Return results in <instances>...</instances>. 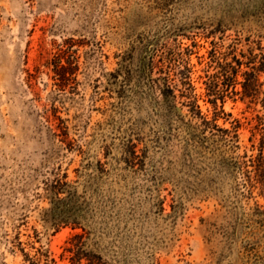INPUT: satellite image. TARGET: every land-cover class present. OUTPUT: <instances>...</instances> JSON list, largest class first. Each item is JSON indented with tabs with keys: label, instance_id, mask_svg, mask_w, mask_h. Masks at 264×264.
Listing matches in <instances>:
<instances>
[{
	"label": "rangeland",
	"instance_id": "374dc122",
	"mask_svg": "<svg viewBox=\"0 0 264 264\" xmlns=\"http://www.w3.org/2000/svg\"><path fill=\"white\" fill-rule=\"evenodd\" d=\"M262 144L264 0H0V264H264Z\"/></svg>",
	"mask_w": 264,
	"mask_h": 264
},
{
	"label": "trees",
	"instance_id": "16d2710c",
	"mask_svg": "<svg viewBox=\"0 0 264 264\" xmlns=\"http://www.w3.org/2000/svg\"><path fill=\"white\" fill-rule=\"evenodd\" d=\"M242 64L243 61L239 58H234V60L221 63V69L217 74L218 78L220 80H225L229 77L237 76L241 73V75H243L245 79L244 81H241L244 87V92L248 93V88L256 91L258 78L254 72L256 71L257 73L260 68L252 66V70L254 72H248L247 70L242 69ZM175 65L176 63L171 66H165L164 63L161 64L151 60V62L147 66L149 73L153 72L154 69H156V71L159 73L154 81L161 91V100L164 103H167L168 108L172 110L176 107L178 98H184L182 104L188 106L189 114L192 117L187 121V123L198 128L200 133L203 134L205 138H211L213 141H222L224 145L233 147V138H231L232 136L230 135V131L228 129L221 128L216 123V118H211L208 116V114L203 112L199 103V95L193 91V86L191 84V68L185 65L184 68H180L178 71ZM251 74L253 75V77H250ZM61 79H65V75H63ZM220 80L219 83H216V85H214L215 91L217 93H219L221 90L219 88ZM178 81H180L181 88H177ZM176 89L180 90L179 94L176 93ZM252 93L254 94L255 92ZM195 119H197V121H194ZM262 146L264 145L262 144ZM260 157L262 158V162L264 163L263 153H260ZM234 162L236 165L239 164L238 160Z\"/></svg>",
	"mask_w": 264,
	"mask_h": 264
}]
</instances>
